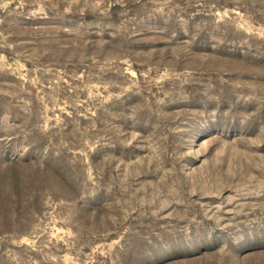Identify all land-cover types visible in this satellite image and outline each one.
<instances>
[{"label":"rangeland","instance_id":"rangeland-1","mask_svg":"<svg viewBox=\"0 0 264 264\" xmlns=\"http://www.w3.org/2000/svg\"><path fill=\"white\" fill-rule=\"evenodd\" d=\"M0 264H264V0H0Z\"/></svg>","mask_w":264,"mask_h":264}]
</instances>
